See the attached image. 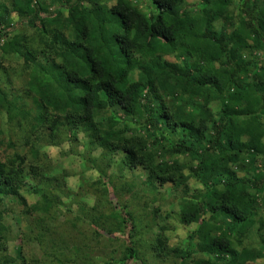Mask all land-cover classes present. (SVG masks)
<instances>
[{
    "label": "trees",
    "instance_id": "16d2710c",
    "mask_svg": "<svg viewBox=\"0 0 264 264\" xmlns=\"http://www.w3.org/2000/svg\"><path fill=\"white\" fill-rule=\"evenodd\" d=\"M239 1L236 14L233 0H147L150 14L131 0L0 3V26L8 27L0 40L16 13L43 46L25 33L2 46L4 58L21 62L35 112L23 113L24 97L11 93L10 100L1 88L0 107L23 120L33 115V135L51 138L67 127L120 154L152 190H181L180 222L195 226L179 254L188 264H264V172L253 167L264 158V67L257 66L264 2ZM114 111L121 118L96 131L94 114ZM15 160L0 158V264H31L21 246L8 257L6 218L20 225L22 217L6 200L21 198L29 175L44 186L50 181ZM188 176L198 187L193 195ZM37 189L40 203L25 206L24 216L52 207L47 191ZM130 226L126 256L141 262ZM35 240L43 242L42 231Z\"/></svg>",
    "mask_w": 264,
    "mask_h": 264
},
{
    "label": "rangeland",
    "instance_id": "374dc122",
    "mask_svg": "<svg viewBox=\"0 0 264 264\" xmlns=\"http://www.w3.org/2000/svg\"><path fill=\"white\" fill-rule=\"evenodd\" d=\"M12 1L0 0V3L10 7ZM131 1L144 13H151L147 0ZM233 1L232 9L236 14L241 5L239 0ZM263 2L259 0L261 6ZM53 11L54 8L49 9L50 13ZM9 18L10 31L4 33L0 40L1 66L7 72L0 75V88L10 100L11 93L24 97L18 107L21 109L24 104L22 112L30 111L32 114L35 106L31 98L25 97L24 88L28 77L26 73L18 72L21 62L11 56L4 58L1 48L15 35L25 34L35 40V48L43 46H38L35 32L20 25L16 13H11ZM6 30L8 27L0 26L2 33ZM258 59L257 66L264 67V56L259 54ZM7 80L11 81L10 85ZM31 114L23 120L19 111L11 113L0 107V139L3 142L0 158H17L18 165L21 163L31 169L37 167L42 178L50 181L47 188L29 175L19 191L21 198L6 200L14 215L22 217L20 225L12 218H6L9 258L16 257V250L21 246L27 262L31 264L35 260L41 264H62L65 261L66 264H188L181 260L179 254L188 249L189 234L195 226L186 227L180 222L181 190L173 191L168 186L160 188L157 185L152 190L147 184V175L141 169L130 171L120 154L102 149L95 141L67 127L59 128L51 138L38 132L31 134ZM119 118L118 111L95 113L93 127L103 134L109 120ZM253 167L264 172V158ZM187 180L188 191L191 190L190 195H193L198 187L189 176ZM35 188L40 192L43 189L47 191L53 201L52 207L47 213L36 211L24 216L25 206L29 208L40 203L38 195L33 192ZM258 214L264 216L261 209ZM121 221L126 223L124 229ZM130 221L142 263L131 261L126 256L124 244L131 233ZM41 231L43 242L38 244L35 238ZM155 248L163 249L161 254Z\"/></svg>",
    "mask_w": 264,
    "mask_h": 264
}]
</instances>
